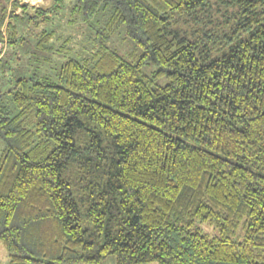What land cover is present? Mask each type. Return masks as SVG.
<instances>
[{
	"label": "trees",
	"instance_id": "trees-1",
	"mask_svg": "<svg viewBox=\"0 0 264 264\" xmlns=\"http://www.w3.org/2000/svg\"><path fill=\"white\" fill-rule=\"evenodd\" d=\"M78 2L86 22L111 7L96 43L123 25L140 55L17 78L15 115L0 91L8 263L264 264V0ZM30 9L6 0L0 43L4 26L20 39L12 17L50 8Z\"/></svg>",
	"mask_w": 264,
	"mask_h": 264
},
{
	"label": "rangeland",
	"instance_id": "rangeland-1",
	"mask_svg": "<svg viewBox=\"0 0 264 264\" xmlns=\"http://www.w3.org/2000/svg\"><path fill=\"white\" fill-rule=\"evenodd\" d=\"M20 1L21 4L29 5L31 11L38 7L50 9L44 12L47 17L44 22H40L41 16L12 17L20 36L15 44H8L5 26L2 29L5 37L3 44L0 43V53L6 51L0 60V91L4 92L2 103L11 115H15L17 109L7 91L17 78L46 76L51 82L56 83L60 67L68 59L84 61L98 72H108L116 68L119 60L136 62L140 55L139 48L126 36L123 25L109 32L107 42L102 45L96 43L97 32L105 27L111 15V7L107 3L98 7L91 18L92 21L86 22L83 20L78 0H54L53 6L51 5L53 0ZM5 5L6 0H0V14ZM14 13L21 16V11L9 4L8 14ZM142 70L152 77L157 68L154 64H147ZM167 82L165 77L154 78L153 88L164 86ZM32 120L33 114L28 115L25 120L30 127L33 125ZM2 148L3 143L0 141V152ZM198 227L207 234H214L211 227L206 224H198ZM8 260V254L0 243V264H9ZM99 264H116V261L114 256H109Z\"/></svg>",
	"mask_w": 264,
	"mask_h": 264
},
{
	"label": "crops",
	"instance_id": "crops-1",
	"mask_svg": "<svg viewBox=\"0 0 264 264\" xmlns=\"http://www.w3.org/2000/svg\"><path fill=\"white\" fill-rule=\"evenodd\" d=\"M32 1V0H31ZM31 1H27V2H31ZM38 2H41V0H39Z\"/></svg>",
	"mask_w": 264,
	"mask_h": 264
},
{
	"label": "built area",
	"instance_id": "built-area-1",
	"mask_svg": "<svg viewBox=\"0 0 264 264\" xmlns=\"http://www.w3.org/2000/svg\"><path fill=\"white\" fill-rule=\"evenodd\" d=\"M25 2H27V1H30V0H24Z\"/></svg>",
	"mask_w": 264,
	"mask_h": 264
}]
</instances>
